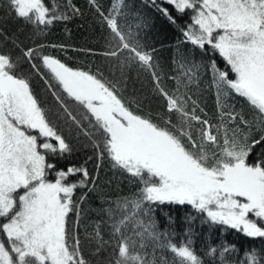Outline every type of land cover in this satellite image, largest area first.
Listing matches in <instances>:
<instances>
[{
	"label": "snow or ice",
	"instance_id": "1",
	"mask_svg": "<svg viewBox=\"0 0 264 264\" xmlns=\"http://www.w3.org/2000/svg\"><path fill=\"white\" fill-rule=\"evenodd\" d=\"M162 2L180 15L190 13V23L179 29L181 42L209 55L206 64L178 55L168 77L172 90L161 82L155 49L146 51L141 43L142 18L136 14L134 26L118 22L131 14L122 11L128 7L125 0H113L108 13L89 0L109 30L106 47L102 52L72 49L103 56L104 68H73L43 51L66 53L67 46L26 44L0 29V264H205V258L208 264H230L229 254L238 250L227 242L209 244L202 256L197 254L192 225L198 219L210 229L264 239V154L248 161L264 142V0ZM145 3L177 24L157 0ZM0 11L31 25L34 36L82 15L72 0H0ZM216 55L225 70L212 58ZM133 64L151 75L152 93L163 98V111L153 112L150 97L135 88L125 95ZM204 73L211 74L215 88V120L193 98ZM33 76L43 81L53 106L38 99ZM234 97L246 101L251 119L229 102ZM254 131L259 139H252ZM66 137H83L96 150L97 173L107 160L139 185L128 196L105 200L108 206L100 211L107 221L94 222L91 232L85 228L83 240L88 193L75 194L93 191L97 177L84 166L57 170L49 162L50 156L71 155ZM77 175L79 180L70 179ZM164 207L192 210L183 217L179 242H174L176 220L168 213L160 230L156 214ZM102 223L108 225V239ZM85 242L94 246L90 258ZM239 264H264V255L246 250Z\"/></svg>",
	"mask_w": 264,
	"mask_h": 264
},
{
	"label": "trees",
	"instance_id": "2",
	"mask_svg": "<svg viewBox=\"0 0 264 264\" xmlns=\"http://www.w3.org/2000/svg\"><path fill=\"white\" fill-rule=\"evenodd\" d=\"M63 4L64 0H58ZM113 0H97L101 9L108 13L111 9ZM128 5L127 8H122L123 12L131 13L124 17H118V22L124 26H134L137 23L135 15L138 14L146 27L141 32V43L144 45V50L153 52L155 62L159 64V70L162 77V84L167 89L172 90L175 84L172 80L168 79L169 76L174 74L173 60L178 55H183L195 60L197 63H207L209 55L201 53L199 49L193 48L190 43H182L184 40L180 32V27L190 23V13L183 15L178 14L174 7L163 3L162 0H157L163 8H167L168 11L176 18L177 24H171L169 20L162 15L155 6L151 3H145V0H125ZM72 3L80 9L82 15L74 16L72 19L66 22H56L49 29L46 34L40 36L33 35V28L31 25H26L22 21L16 20L9 15L5 14V11H0V29H2L8 35L19 37L24 43L32 44L33 40L36 43H45L47 45H65L67 46V52L60 51L58 48L54 49L47 47L43 49L45 54H51L73 68H82L85 70H95L96 68H104L105 60L101 55H85L79 51H73L72 49H93L96 52H102L107 43L109 36V30L106 25L102 24L100 17L97 15L95 9L90 6L89 0H72ZM216 60V63L221 70H225L226 66L222 58L218 55L212 57ZM107 75V72H105ZM129 84L126 96L132 94L133 88L138 92H142L144 95L150 97V108L153 112H159L164 110V100L158 95L152 93L153 83L151 75L140 68L139 65L133 64L128 69ZM231 75V74H230ZM32 87L37 95L38 99L46 103L49 106L52 105V97L46 93L44 89V83L39 76H33ZM200 101V106L204 108L208 113L209 118L215 120L216 116V104H215V88L212 86V78L210 73H204L201 76V82L199 85V92L197 96L193 97ZM230 103L234 104L238 111L243 110L246 119H251V112L243 98L234 97L230 99ZM70 107L73 108L74 114L76 109L70 103ZM80 118L79 116L77 117ZM173 120L176 119L173 115ZM87 127V125L85 124ZM259 132L254 131L252 139H259ZM73 146V152L71 155H66L63 158L49 157V162L56 165V169H67L69 166H84L87 162L96 157V150L88 144V142L81 137L79 140L73 137H66ZM260 154H264V142L257 144L248 158L249 163H254ZM91 157V159H89ZM50 180L55 178L54 171L48 177ZM81 177L79 175L73 176L70 179L77 181ZM79 190V189H77ZM137 188L119 195H87V200L82 205L86 210L81 220L80 234L83 240L84 230L87 228L88 232L93 229L94 222L107 221L108 217L100 210L103 207H107L105 200H115L118 197L128 196L136 192ZM114 207V205H112ZM189 208H169L164 207L161 211L157 212V219L159 221L160 230L163 231L166 228L167 221L165 213L173 216L176 220L175 232L176 240L179 242L182 236V230L185 225L183 223V217L186 213L191 212ZM194 214V213H193ZM74 219V218H73ZM196 235L194 236V247L198 255H203L207 245L218 246L223 242L235 245L238 250V254H229L228 259L230 264H239L243 259V254L246 250L256 249L264 255V239H252L244 236L243 233L236 230H225L223 228L210 229L207 225L201 226L199 219L192 225ZM101 231L104 233V238L108 239L109 228L107 223L101 224ZM83 251L86 257H89L94 246L89 245L86 242L83 243ZM112 252V249H108ZM159 254V253H158ZM169 255L167 252L164 253ZM90 258V257H89ZM205 264H208L207 258H205Z\"/></svg>",
	"mask_w": 264,
	"mask_h": 264
},
{
	"label": "rangeland",
	"instance_id": "3",
	"mask_svg": "<svg viewBox=\"0 0 264 264\" xmlns=\"http://www.w3.org/2000/svg\"><path fill=\"white\" fill-rule=\"evenodd\" d=\"M96 163L97 159L95 157L86 164L90 176L97 177L95 189L93 191L79 189L76 191L75 198H79L84 192L91 195H119L139 187L138 184L130 183L125 176L113 170L107 160L103 162L97 173Z\"/></svg>",
	"mask_w": 264,
	"mask_h": 264
}]
</instances>
